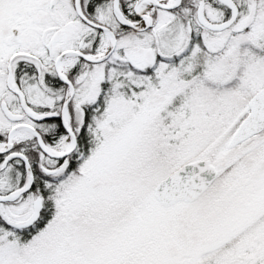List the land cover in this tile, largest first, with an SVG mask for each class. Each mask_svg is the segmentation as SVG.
Returning a JSON list of instances; mask_svg holds the SVG:
<instances>
[{
    "label": "snow or ice",
    "instance_id": "obj_1",
    "mask_svg": "<svg viewBox=\"0 0 264 264\" xmlns=\"http://www.w3.org/2000/svg\"><path fill=\"white\" fill-rule=\"evenodd\" d=\"M0 264H264V0H0Z\"/></svg>",
    "mask_w": 264,
    "mask_h": 264
}]
</instances>
